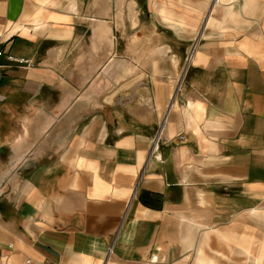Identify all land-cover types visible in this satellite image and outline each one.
Returning a JSON list of instances; mask_svg holds the SVG:
<instances>
[{
    "label": "crops",
    "instance_id": "0c3cea01",
    "mask_svg": "<svg viewBox=\"0 0 264 264\" xmlns=\"http://www.w3.org/2000/svg\"><path fill=\"white\" fill-rule=\"evenodd\" d=\"M0 75V264H264V0H0Z\"/></svg>",
    "mask_w": 264,
    "mask_h": 264
},
{
    "label": "built area",
    "instance_id": "2783aa9c",
    "mask_svg": "<svg viewBox=\"0 0 264 264\" xmlns=\"http://www.w3.org/2000/svg\"><path fill=\"white\" fill-rule=\"evenodd\" d=\"M215 2H217V0H215ZM196 45H197V40H196V42L194 43V45L192 46V48H191V51H190V53H189V55H188V58H187V63L190 61V59H191V57H192V55H193V53H194V51H195ZM10 60H11V61L18 62V63L21 64V65H25L26 67H34V66H35V65H34L31 61H29V60H23V59L18 60V59H13V58H10ZM1 78H2V76L0 75V81H1ZM180 84H181V82H180ZM180 84H179V86H178V90L180 89V86H181ZM166 125H167V115H165V116L162 118V120L160 121V123H159V125H158L157 133H156V135H155V137H154V139H153V141H152V148H151L152 151H154V150H156L157 148H159V145L164 141L163 132H164V130H165ZM29 263H30V261L28 260V261L26 262V264H29Z\"/></svg>",
    "mask_w": 264,
    "mask_h": 264
},
{
    "label": "rangeland",
    "instance_id": "374dc122",
    "mask_svg": "<svg viewBox=\"0 0 264 264\" xmlns=\"http://www.w3.org/2000/svg\"><path fill=\"white\" fill-rule=\"evenodd\" d=\"M195 42H196V40H195ZM195 42H194V43H195ZM193 45H194V44H193ZM190 51H191V50H190ZM188 55H189V54H188ZM187 58H188V56H187ZM187 58H186V61H187Z\"/></svg>",
    "mask_w": 264,
    "mask_h": 264
}]
</instances>
